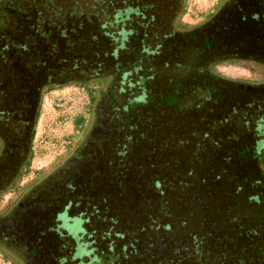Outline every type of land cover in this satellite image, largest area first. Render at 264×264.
Returning a JSON list of instances; mask_svg holds the SVG:
<instances>
[{"label": "rangeland", "instance_id": "obj_1", "mask_svg": "<svg viewBox=\"0 0 264 264\" xmlns=\"http://www.w3.org/2000/svg\"><path fill=\"white\" fill-rule=\"evenodd\" d=\"M61 1L0 0V127L12 118L22 121L24 124L21 122V125L26 129L23 137L12 139L9 143L0 136V164H5L9 155L6 165L14 170L19 167L29 142L34 153L28 174L18 186L2 194L1 215L21 199L23 190L31 181L43 175L52 176L51 186L59 181L64 194L61 206L67 207L74 195L65 187L69 177L66 175L76 162L75 167L86 162L84 182L80 180L84 188L80 189L87 200L83 205H72L69 214L74 218H85L82 213L86 212L87 202L90 201L103 214L91 219V225L90 222L82 226L80 223L74 226L65 224V235L75 241L82 234L83 227L86 234L93 229L99 237L111 231L113 234H125L127 239H138L141 252L148 243L152 242V245L145 251L144 262L138 263L128 247L118 253L117 247L112 244L113 239L117 243V234L108 237L112 240L97 238L100 250L111 245L110 252L92 259L85 252L88 259L79 264H162V260L173 264L184 258H187V263L195 259V264H207V250L213 247V242L208 243L205 232H200L207 230L200 224L201 219L209 220L207 224L211 228L212 224L223 228L225 221L222 206L216 204V189L213 190V185L207 186L206 181L219 165L204 164L200 167L202 174L198 173L196 180L198 190L192 187L189 192H183L181 187H186L187 182H194L195 179L191 178L188 170H181L188 164L186 161L173 163L172 159L174 156L179 159L182 151H194L196 140H191L186 150L177 146L160 149L155 148L149 138L156 136L154 143L172 135L179 139L190 138V134L205 129L208 122L221 117L222 111L226 113L232 107L237 109L239 101L236 96L244 98L248 88L246 84L258 88L264 85L263 66L250 60L230 63L219 62L220 58L213 59L215 56L234 54L264 60V0H237L233 4L232 0H183L175 20L157 19L150 29L157 36L149 33L147 46L155 49L161 35L173 31L176 34L169 35V39L157 50L159 54L147 59L146 72L142 71L138 83L144 97L137 98L131 97L138 96L139 91L132 89L134 86L127 82L122 87L121 80L126 72L139 64L140 40L144 31L141 28L140 31L134 22H127L125 30L137 32L127 37L126 49L120 50L118 59H114L109 51V37L104 35L96 20L86 22L64 18L59 20L62 25L57 28L39 17V11L55 9ZM5 8L10 15H6ZM215 17L216 20L211 22ZM85 59L88 64L80 65L79 62ZM91 66L89 73L96 70L116 71L117 78L112 76V72L107 73L94 79L90 88L67 83V77L83 78L81 73H87ZM55 82L65 83V86L44 95L41 117L34 124L40 90L46 83V88H53ZM126 102L127 108L123 109ZM33 128L35 136L31 140ZM208 135L205 134L204 138L207 139ZM128 139L133 141V147L128 152L127 168L123 169V165L114 160L113 148L126 144ZM223 144L227 145L229 141L218 138L217 145ZM93 145L101 149L97 157L93 154ZM78 147L81 152L70 154ZM154 148L157 155H150ZM66 157V164H70L67 172ZM118 159L124 162L126 153L120 151ZM157 183L168 185V189L163 188L156 193L153 189L155 186L158 188L160 184ZM205 185L211 187V194L198 196L200 190L206 188ZM163 201H168L175 220V235L171 238L149 229L150 217L162 213ZM61 206H57L53 214ZM53 214L42 218L46 219V225L54 223ZM161 223L158 220L154 227L161 229ZM2 231L0 227V233ZM31 232L36 239V229ZM47 241L48 249L57 244L54 237ZM156 243L164 244V250L161 244ZM131 247L134 249L133 244ZM171 247L175 248L173 252L166 251ZM181 247L184 249L181 250ZM165 252L168 253L162 259ZM188 253L190 256H187ZM74 254L75 249L65 247V255L71 258ZM208 257L212 260L210 254ZM19 261L14 252L0 247V264H21ZM215 261L213 258L212 262Z\"/></svg>", "mask_w": 264, "mask_h": 264}, {"label": "trees", "instance_id": "obj_2", "mask_svg": "<svg viewBox=\"0 0 264 264\" xmlns=\"http://www.w3.org/2000/svg\"><path fill=\"white\" fill-rule=\"evenodd\" d=\"M182 1L183 0H62L61 4L56 5L55 9L46 8L39 11V17L48 22L51 26L57 28H60L62 25L61 22V24L59 23V20H64V18L65 20L66 18H76L77 20L86 22L96 20L99 27L103 29L104 35L109 37V43L111 44L109 51L114 59H118L120 50L126 49L125 44L128 42L127 37L137 32L135 30H125L127 22H134L139 30L141 28L142 31H144L143 39L141 38L140 40L141 56L139 58V64L123 75L121 86L123 87L126 82L132 84L134 86L132 89L139 91L140 94L131 98H137L139 96L144 97V91L139 89L138 83L142 71L146 72V69L144 68L147 59L159 54L157 50L159 47L161 48L166 39H169V35H171V33L176 34L173 31L169 34L161 35V39L158 41L159 43L156 48L151 49L146 45V37L149 33L152 34L150 32L151 26L157 21V19L159 21H163V19H168L170 21L172 19L175 20L182 9ZM235 1L237 0H232V4ZM217 17L211 22H214ZM116 34L119 37L114 36ZM139 34L140 33H137V35ZM152 35L157 36L156 33L155 35ZM215 58H220L221 60L219 62L228 61L230 63H235L242 60H250L249 62L260 65L264 63V61L256 58H242L234 54L213 57V59ZM86 61L87 60L85 59V61L83 60L79 62V64H88ZM79 64L77 63L76 66ZM91 68L92 66L88 69V74L84 72L81 73L83 76L81 79L67 77V83L78 84L83 87L86 85L89 86L86 88H90L94 79L107 73L112 72V76L115 75V78H117L116 71L103 72L96 70L93 71V73H89ZM147 73L149 74V71H147ZM67 74L68 72L65 73V75ZM211 78L215 77L211 75ZM46 84H44L40 90V99L35 111L34 124H36L41 117L44 95L59 86H65V83H56V86L53 88H46ZM129 89L132 90L131 88ZM236 97H238V101L241 102L240 96ZM247 98H250V96L247 95ZM124 108H127V102L124 104L123 109ZM234 108L235 107H232L228 112L226 111V113L222 111L223 114L221 117L208 122V126L205 129L190 134V138L179 139L178 136L174 137L172 135L166 139L161 138L154 143L153 140L156 139V136L153 135L149 138V142L154 144L155 148L160 147L161 149L162 147L167 148L170 146H177L178 148L186 150L189 148V145L192 142L191 140H196L197 146L194 151H190L189 153H187V151H182L179 153V159L175 156L172 159L173 163L186 161L188 164L183 166L184 168L181 170H188L191 178L195 179L194 182H187L185 184L186 187H181L183 192L190 190L192 187L198 190L199 186L197 185L198 182L196 180L199 174H202L201 171L203 170L200 167L204 164L212 166L219 165V168L212 170L211 174L207 176L208 180L206 181L208 184H206L207 186L213 185V190L216 189V195L218 196L216 197V204L222 206L225 213V221L223 228L219 227L218 224H212V229L211 226L207 224V221L209 220H206V218L201 219L200 224L207 230H202L200 232H205L209 239L208 243L213 242V244H211L213 247H210L211 249L207 250V264H264V123L260 117H257L254 114V106L251 104L249 105L248 102L245 107L246 111L243 115L240 105L237 109ZM21 122L22 121H16L12 118L4 122L2 127H0L1 139L3 141L6 140L7 143H9L12 139L23 137L26 129L21 125ZM152 127L154 128L155 124ZM152 133L153 132H151V134ZM205 134H209L207 139L204 138ZM34 136L35 129L33 128L30 139L32 140ZM218 138H226L227 141H229V144L217 145ZM128 140L129 141L125 142L126 144L123 143L121 146L116 145L117 150L113 148L115 153L114 160L122 164L123 169L127 168L128 154L133 147V141L130 139ZM160 140L162 141L160 142ZM86 145H88L87 142ZM105 145L106 143L103 145V148ZM155 148L150 155H157L156 153L158 152ZM92 149L93 154L97 157V153H99L101 149L94 145ZM81 151L82 150H79L78 147L74 151H71L70 154ZM120 151L126 153V160L124 162L119 161L118 159ZM159 152L164 153L162 150H159ZM23 153L22 161L19 164V167L15 170L6 165L8 163L9 155L6 163L0 164V181H2L0 182V200L5 191L18 186L29 172L34 154L32 143L30 144L29 142L28 148H26ZM96 157L94 160L97 159ZM66 159L67 157L65 158V172L68 170L67 166L70 165L66 164ZM69 163H71V161ZM76 164H78V162H76L75 165ZM84 164H86V162ZM84 164H81L79 167H75V165L71 166L72 170L66 175L69 177L66 179L68 183L65 187L69 189V193L72 194L73 192L74 195L72 202L67 207H65V205L61 206L64 194L59 181L55 182L56 185L51 186L49 182H51L52 176L43 175L27 185L22 192L21 199L18 200L16 204H12L4 215H1L0 213V227L1 230H3L2 233H0V247L3 248V250L6 249V251L9 250L14 252L18 256L21 264H36V262H39L38 264H41L40 262L44 264H65V241L69 248L71 247V249H75V254L70 258L68 264H79V262L85 261V258L88 259L85 252L90 254L91 259L109 253L111 245L108 249H103L101 251L97 244V238L112 240L108 237L110 235L113 236L114 234H117V243L113 239L112 244L117 247L116 250L118 253L124 251L125 247H128V250L133 251L135 254V260L138 261V263L144 262L145 251L150 245H152V242L148 243L147 246L144 247V251L141 252L138 245V239H127V236L121 233L113 234L111 231H107L99 237L93 229H91L92 232L89 231L86 234V229L82 227V234L79 235L75 241H71V238L65 235V224L74 226L75 224L77 225L80 223L82 226L86 222H90L91 225V219L93 220L95 216L98 218L97 215L102 213L96 209L97 206L90 201L87 202L86 212L82 213V216H85V218H74L69 214L72 205L77 207L81 204L83 205L87 200L84 198L85 196L81 191L82 189H80L82 187L84 188V184L80 185V180H84V175L87 172H85ZM159 184L160 183H157L156 185ZM160 185L158 188L157 186L154 187L153 190L156 193H158V191L160 192L163 188L166 189V186H168ZM180 186L184 185L180 184ZM207 186L204 190H200L198 196L203 197L204 193H210L209 188L211 187L208 188ZM78 191H81V194H77ZM201 199L202 198L199 199V202H201ZM57 206H61V209L53 214L55 212L54 209ZM170 209L171 206L168 201H163V208H161L162 213H159V215H151L149 220V229L151 232L163 233V235H167L168 238L175 235L176 225ZM35 212L37 213L34 214ZM41 213H43V215H41ZM47 214H53L52 220L54 223L51 222L49 225H46V219L43 220L42 218ZM69 220L73 223L70 224ZM158 220L160 223L162 222L160 225L161 229L159 230L154 227L155 222ZM32 229H36V239H33L34 233L31 232ZM200 232L198 233L200 234ZM50 237H54L57 240V244L53 248L48 249L46 242L48 243L47 240H49ZM193 240H195V236H193ZM74 242L75 244H73ZM131 244L134 245V249L131 247ZM156 244H161V248L164 246L162 243ZM181 248V250L184 249L183 247ZM162 249L164 250V248ZM172 249L175 248H166V251H172ZM167 253L165 252L162 259H165ZM208 254L211 255L210 258H212V260L215 258V263L209 259ZM200 255H202V253H200ZM187 256H190V253H188ZM185 259L187 258L179 259L173 264L196 263L195 259L193 262L191 261V263H187ZM151 261L152 259L150 262ZM164 261L165 260L161 261L162 264H166Z\"/></svg>", "mask_w": 264, "mask_h": 264}, {"label": "flooded vegetation", "instance_id": "obj_3", "mask_svg": "<svg viewBox=\"0 0 264 264\" xmlns=\"http://www.w3.org/2000/svg\"><path fill=\"white\" fill-rule=\"evenodd\" d=\"M10 4H8L9 6ZM10 9V8H8ZM7 14H11L7 11V9L5 8L4 9ZM9 21V19H8ZM7 21V22H8ZM261 61H264L262 59H259ZM260 65V64H259ZM264 67V63L261 65ZM246 86L248 87L247 88V92L246 94L244 95V98L242 96H240V101L239 102V105H240V109L241 111L243 112L242 115L244 114V112L246 111L245 107L247 105V102L248 104L254 106V114L257 116V117H260L262 120H263V123H264V85H261L260 88H258L256 85H248L246 84ZM247 95L250 96V98H247ZM251 101V102H250ZM67 242L65 241V247H69L68 245H66ZM39 261V260H38ZM70 261V258L65 255V264H68V262ZM39 262H36V264H38ZM41 264H44L42 262H40Z\"/></svg>", "mask_w": 264, "mask_h": 264}]
</instances>
